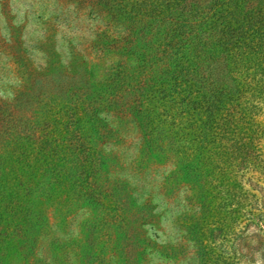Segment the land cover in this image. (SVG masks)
Masks as SVG:
<instances>
[{
  "label": "rangeland",
  "instance_id": "obj_1",
  "mask_svg": "<svg viewBox=\"0 0 264 264\" xmlns=\"http://www.w3.org/2000/svg\"><path fill=\"white\" fill-rule=\"evenodd\" d=\"M111 7L0 0V96L9 104L0 264H264V167L237 170L213 145L200 163L189 160L184 134L201 135L205 114L189 104L184 124L169 103L133 99V85L165 78L169 61L158 59L160 46L143 66L126 48L130 24ZM115 63L133 80L118 104ZM259 70L249 66L240 79Z\"/></svg>",
  "mask_w": 264,
  "mask_h": 264
},
{
  "label": "trees",
  "instance_id": "obj_2",
  "mask_svg": "<svg viewBox=\"0 0 264 264\" xmlns=\"http://www.w3.org/2000/svg\"><path fill=\"white\" fill-rule=\"evenodd\" d=\"M92 1L110 8L112 3L118 4L116 15L128 21L132 30L126 48L138 54L143 66H151L147 65V51L151 48L159 53V47L163 46L161 52L165 55L158 59L168 58L165 68L168 75L165 78L152 75L151 79L136 82L133 99L139 102L158 98L169 103L176 108V112L179 110L184 124H188L189 104L199 107L205 114L203 119L198 118L199 128L203 129L201 135L193 132L184 134L193 142V148L191 145L186 147L188 157H191L189 160L200 163L205 150L210 152L209 147L213 145L211 148H224L230 153V160L237 161V170L252 171L261 165L264 167V121L258 119L264 116V0ZM249 66H256L257 70L261 68V71H256L260 78L255 76L253 79L251 76V82L246 80L245 84L240 77ZM110 67H116L117 73H122L119 76L121 79L111 85L113 100L118 104L127 100L126 94L120 92L127 81L133 80L128 71H121L119 63ZM138 73H133L132 78ZM237 79L240 81L234 85ZM5 107L9 104L0 96L2 126ZM144 111H139L143 115L141 117H149ZM196 115L199 116V113ZM176 136H173L171 146L176 144L175 139L179 141L180 136ZM199 136L204 141L203 147L198 145ZM6 138L7 135L0 131V142ZM223 157L218 155V161ZM207 159L209 161L210 157ZM230 173H235L232 175L234 184L231 193L237 201L242 188L238 172L232 168Z\"/></svg>",
  "mask_w": 264,
  "mask_h": 264
}]
</instances>
